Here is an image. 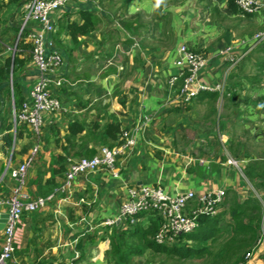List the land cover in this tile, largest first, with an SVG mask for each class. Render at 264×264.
Listing matches in <instances>:
<instances>
[{
    "label": "crops",
    "instance_id": "0c3cea01",
    "mask_svg": "<svg viewBox=\"0 0 264 264\" xmlns=\"http://www.w3.org/2000/svg\"><path fill=\"white\" fill-rule=\"evenodd\" d=\"M191 1L194 0H162L157 7L156 0H70L52 16L56 28L53 40L63 58V65L57 74L61 75L64 83L52 90L60 110L41 114L38 155L28 169L29 174L21 189L22 196L28 199L39 196L37 185L42 187L51 178L58 156L66 157L67 162L76 161L96 156L104 146L116 148L118 145L103 140V129L108 123L118 122L122 130L131 131L145 117L147 125H150L160 121L162 115L175 111L173 109L186 113L177 89L168 84L170 77L178 73L173 62L179 45L201 51L208 59L199 80L210 85L222 82L228 67L217 52L240 38L233 39L231 30L224 29L220 40L205 48V39L200 36L203 28L199 23L198 40L189 36L184 28L188 25V17L195 14L193 6L188 4ZM194 2L203 7L201 20L204 14L206 17L214 14L237 17L238 21L243 19L241 15L230 13L226 0ZM2 4L4 6L0 11L15 10L17 17L5 34L7 37L20 26V9L19 6H6V0H0ZM83 10L93 13L100 23L94 32L78 38V43L74 44L63 29L59 32L58 22L67 15L70 21L81 22L78 13ZM216 24H207V27L213 28ZM168 38H171L170 43ZM27 69L29 73L24 78L23 89L26 99L36 80L32 61ZM186 120L188 118L184 114L182 124L185 126L188 125ZM71 123L81 124L84 129L71 135L68 131ZM95 124L97 127H94ZM17 127L21 133L18 139L15 137ZM17 127L13 129L10 151L3 149L0 134V249L4 240L6 202L18 186L6 172L7 165L10 163L11 167H15L20 164L37 141L29 125L21 123ZM146 128L136 135L134 148L117 159V178L105 169L81 174L74 180L70 202L57 200L47 208L21 218L16 230L15 250L22 252V258L19 260L13 256L9 264H114L107 255L109 241L102 240L101 228L104 226L101 223L116 218L115 228L108 229V232L114 229L117 233L125 229V220H119V212L130 189L159 185L166 193L174 195L197 184V191L233 188L239 193L245 192L241 187L242 175L235 178L236 173L220 162L219 157L203 163L193 157L199 169L195 163L187 166L186 160L180 162L177 158L168 160L163 155L159 156L155 151H166L161 144L163 139L157 133L160 126L156 131ZM103 143L106 145L102 146ZM25 148L27 151L22 153ZM14 153L15 160L12 159ZM217 164L220 167L215 170ZM227 173L233 177L229 178ZM53 179L59 185L63 176L57 174ZM81 198L90 205H74ZM85 211H88L87 214ZM68 214L74 218L73 223L68 220ZM75 253L78 260L73 258ZM246 264H264V241Z\"/></svg>",
    "mask_w": 264,
    "mask_h": 264
},
{
    "label": "built area",
    "instance_id": "2783aa9c",
    "mask_svg": "<svg viewBox=\"0 0 264 264\" xmlns=\"http://www.w3.org/2000/svg\"><path fill=\"white\" fill-rule=\"evenodd\" d=\"M70 0H25L21 5V22L18 28L17 40L27 31L26 41L31 45V60L36 71L35 83L28 91L27 99L18 110L11 105V121L14 129L21 123L30 126L36 138V144L29 150L24 160L15 167L7 165L6 172L9 177L18 183L12 195L7 200V218L3 230V244L0 249V264H9L13 258L16 246V230L23 212L34 213L45 209L53 202H70L74 180L81 174H89L100 169L108 171L113 178H117L115 170L116 161L122 155L134 148L136 135L144 131L147 126V117L141 124L131 131H123L121 144L116 148L101 147L98 155L92 158H80L76 161H68L64 172L63 181L52 193L46 197L28 199L21 195V189L26 181V174L38 154V141L42 127V113L58 112L60 104L53 96L52 90L61 87L64 79L57 74L63 65V58L55 45L53 36L56 28L52 16L65 7ZM87 1V0H75ZM241 17L247 15H264V0H236ZM264 44V29L254 33L249 38L237 40L231 46L219 49L217 56L226 64L228 70H233L250 53ZM208 59L204 54L190 50L181 44L176 49V58L173 62L178 73L169 79V86L173 88L179 79L183 78V84L179 89L182 101L188 102L199 91L224 92L225 73L221 83L210 85L206 81L199 80V74L206 68ZM186 75V76H185ZM192 87H195L192 89ZM220 95V96H221ZM13 100V97H12ZM183 157V156H182ZM187 166L196 162L194 158L185 157ZM199 162V161H197ZM240 162V161H239ZM201 163V162H200ZM231 168H237L242 175L238 161L230 158L225 163ZM242 164V162H241ZM243 177V176H242ZM225 197L223 188H205L201 191L193 189L177 192L169 195L159 185L141 186L137 190L130 189L125 203L119 212V220H128L131 225L138 219L141 213L152 214L159 220V227L153 240L158 245H173L179 237L192 232L198 225V219L203 216L212 217L220 210ZM74 205L90 204L84 198L79 199ZM118 218V217H117ZM116 218L103 220L101 226L113 227ZM263 239L257 242V246L245 255L248 261ZM78 258L75 254L74 259ZM246 264V263H245Z\"/></svg>",
    "mask_w": 264,
    "mask_h": 264
},
{
    "label": "trees",
    "instance_id": "16d2710c",
    "mask_svg": "<svg viewBox=\"0 0 264 264\" xmlns=\"http://www.w3.org/2000/svg\"><path fill=\"white\" fill-rule=\"evenodd\" d=\"M24 1L6 0V6L14 5L20 8ZM226 2L231 14H240L236 0H226ZM3 6V4L0 5L1 8ZM78 14L81 22L70 21L67 15L58 22L57 26L59 32L63 29L74 44L78 43V38L94 32L100 23V19L91 12L83 10ZM252 16L247 15L246 17ZM14 30L17 34L18 28H14ZM5 34L4 32V37ZM26 35L27 31L15 42V47H18L17 50L20 52V56H7L0 61V134H2L3 149H7V151L12 148L14 129L12 121H10L8 106L11 94L16 110L26 99L23 94L26 81L24 78L29 73L27 68L32 61L30 54L31 45L26 41ZM256 50L264 54V44ZM192 51L203 54L201 51ZM225 65L228 66L226 63ZM239 76L236 70H232L225 78L222 95L219 92L199 91L188 102L182 103L184 109H188V104L191 101L197 103L207 102L214 105L219 98L226 101V103L233 104L237 108L239 106L237 103L239 84H233V81L237 77L240 78ZM250 81L252 84L255 83L254 78H250ZM182 84L183 78L179 79L173 88L177 89L179 93ZM94 127H97V125L95 124ZM83 129V125L78 123H71L68 126V131L71 135L81 133ZM123 131L127 130L126 128L122 130L118 122H110L103 129V140L120 145ZM15 134L16 139L21 135L18 127ZM231 142L229 146L230 152L234 157H238V152L236 151V145L238 144L235 145ZM104 145L106 143L102 144V146ZM108 147L111 148V146ZM26 151L27 148L22 153ZM12 159L15 160V153L12 154ZM66 159L64 156L56 158L57 167L52 170L54 173L51 178L46 180L42 187L37 185L39 196L46 197L59 186L54 182L53 176L58 174L64 178L67 166ZM220 160V162L224 161L225 157L220 158ZM242 163L241 172L243 177L240 179L242 180V185H244H241V187L246 191L239 193L233 188H226L225 197L220 205L219 212L212 217H200L197 227L192 232L180 236L175 244L170 246L158 245L154 242L153 237L158 230L159 220L152 214L141 213L137 215L138 221L133 225L128 220H125V229L119 230L117 233L115 232L116 230L112 229L113 232L111 231L110 236H108V255L112 256L113 262L115 264H127L131 254L141 255L145 250H149L155 254L177 257L181 260L206 258L209 260V264H245V255L257 246V242L260 239L264 238V157L246 159ZM196 167L201 169L199 165H196ZM219 167L220 164H217L214 168L216 170ZM1 173L2 170H0V175ZM245 181L249 183V188H247ZM87 212L85 211V214ZM31 214L33 213L23 212L21 218H26V216ZM225 218H227V224L222 225ZM68 220L71 223L74 222V218L69 214ZM113 227L115 228V225ZM224 235H226V238L222 241L221 239ZM134 241H137L135 246ZM13 256L20 260L22 252L14 250Z\"/></svg>",
    "mask_w": 264,
    "mask_h": 264
},
{
    "label": "rangeland",
    "instance_id": "374dc122",
    "mask_svg": "<svg viewBox=\"0 0 264 264\" xmlns=\"http://www.w3.org/2000/svg\"><path fill=\"white\" fill-rule=\"evenodd\" d=\"M194 1L188 4L193 6L192 11L195 14L188 17V25L184 29L189 36H194L195 40L196 38L198 40L199 36L196 33L197 31L199 32L198 27L201 24L203 34L200 36L201 39H205L203 44L205 48L211 47L213 43L219 41L224 33V29L231 30L234 35L233 39L240 38L238 40H242L244 37L241 38V36L243 35L248 36L244 38L246 39L264 29L263 14L253 15L249 18L243 16V19L240 21L236 19L237 17H219L214 14L206 17L204 14L201 20L200 13L203 7ZM15 19H17L15 10L0 11V61L7 56H20V52L17 50L18 47H15V42L17 41L15 30H13V35L11 36L4 37L3 35L4 32L7 33L11 29ZM246 20L251 21L247 22ZM215 22L217 24L213 28L207 27V24ZM168 41L170 43L171 38H168ZM233 70H236V73L240 75V78L237 77L238 79L235 78L233 81V84H239V92L237 93L239 95L237 98L239 106L237 108L231 103H226L221 98L214 105L207 102L197 103L191 101L190 106L186 109V113L177 112L176 109H173L175 111L171 110L170 113L162 115L160 121L147 125L146 130L152 129L155 131L160 126L157 133H160L159 137L163 139L161 144H163L166 151L165 153L155 151L159 156L163 155L164 159L168 160H175L177 158L180 162L184 161L183 158L185 157H194L195 159L202 160L200 161L201 163L215 157H225V160L222 162L226 163L227 159L233 158L238 161L239 166L243 165V163L241 164L243 160L264 157V54L254 50L241 63L235 66ZM230 71L228 70L227 74ZM250 78L255 79L254 84L251 83ZM12 102L14 104L11 94L8 104L9 113L11 112L10 106ZM184 114L188 118L186 120L188 125L186 126L182 124ZM230 142L235 145L238 144L236 145L238 157H234L231 154L229 149ZM231 169L236 173L235 178L237 176L240 177V172L237 168L232 167ZM28 174L29 171L26 174V179ZM227 176L229 178L233 177V175L228 173ZM249 187L250 185L247 183V188ZM191 189L197 191L199 190V186L196 184ZM243 191L246 190L244 189ZM225 224H227V218L222 222V225ZM108 229L110 228H101L103 241L108 239V236L111 234L108 232ZM225 238L226 235L221 240L223 241ZM262 239L264 241V238ZM17 240H19V237H17ZM136 242L134 241V246ZM108 258L110 259L109 261H114L112 256L108 255ZM78 259L76 258V260ZM127 264H209V260L206 258L181 260L177 257H167L145 250L141 255L131 254Z\"/></svg>",
    "mask_w": 264,
    "mask_h": 264
},
{
    "label": "clouds",
    "instance_id": "9594fccd",
    "mask_svg": "<svg viewBox=\"0 0 264 264\" xmlns=\"http://www.w3.org/2000/svg\"><path fill=\"white\" fill-rule=\"evenodd\" d=\"M162 3V0H156L157 7Z\"/></svg>",
    "mask_w": 264,
    "mask_h": 264
},
{
    "label": "water",
    "instance_id": "95a60500",
    "mask_svg": "<svg viewBox=\"0 0 264 264\" xmlns=\"http://www.w3.org/2000/svg\"><path fill=\"white\" fill-rule=\"evenodd\" d=\"M4 217H5L4 219L6 220L7 216H4ZM0 223H1V222H0Z\"/></svg>",
    "mask_w": 264,
    "mask_h": 264
}]
</instances>
